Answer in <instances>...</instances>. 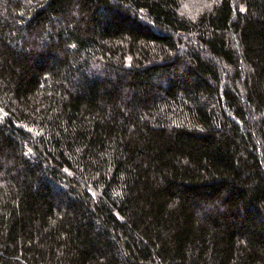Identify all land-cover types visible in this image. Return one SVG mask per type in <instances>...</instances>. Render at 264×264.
<instances>
[{"label":"trees","instance_id":"1","mask_svg":"<svg viewBox=\"0 0 264 264\" xmlns=\"http://www.w3.org/2000/svg\"><path fill=\"white\" fill-rule=\"evenodd\" d=\"M0 264H264V0H0Z\"/></svg>","mask_w":264,"mask_h":264}]
</instances>
